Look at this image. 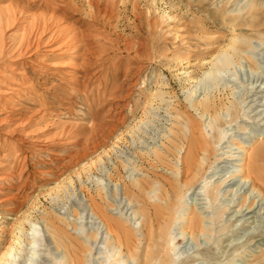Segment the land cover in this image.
I'll list each match as a JSON object with an SVG mask.
<instances>
[{
	"label": "rangeland",
	"instance_id": "1",
	"mask_svg": "<svg viewBox=\"0 0 264 264\" xmlns=\"http://www.w3.org/2000/svg\"><path fill=\"white\" fill-rule=\"evenodd\" d=\"M45 3L63 16L48 20V37L65 49L10 52L23 25L51 14ZM31 6L24 24L6 30L0 57L5 264H70L63 254L72 264H142L146 250L160 264H264V0ZM235 42L240 54L215 67ZM22 122L36 134L13 132ZM192 129L208 139L209 154L189 183H178L164 226L157 194ZM244 151L256 156L258 190L240 177ZM88 203L112 232L122 222L118 240ZM193 214L204 229L192 235ZM34 232L49 242L40 236L33 248Z\"/></svg>",
	"mask_w": 264,
	"mask_h": 264
},
{
	"label": "bare ground",
	"instance_id": "2",
	"mask_svg": "<svg viewBox=\"0 0 264 264\" xmlns=\"http://www.w3.org/2000/svg\"><path fill=\"white\" fill-rule=\"evenodd\" d=\"M35 1H39L40 2V0H14V2L12 3V5H7V6H4V7L3 6L0 7V57H2L3 55L5 56L4 53L6 52V50L4 49V44H5V36L4 35L6 33V30L10 29L11 27L15 26L16 24H18L20 22L23 23L25 21V14H26V12H28L30 10V8L32 7L31 5H33V3ZM45 7L46 8L49 7L50 8V11H51V14L48 16V18L42 16L41 19L38 18V19H36L34 21L31 20L34 23L31 25V27L29 29H27L28 27H26L25 25H23V28H21L22 30H21V34L19 36V39H17L16 43H14V44L11 45L10 52H12L13 54L16 55V54L22 53L21 51H24L25 53H29V52H31L34 49V52L32 54L28 55V57H30L33 54L35 55L39 51V48H41V46H43L45 49H48V51H52L51 54L54 53V52H56L59 49L64 48L63 46L56 47L57 45L54 44L55 43V41H54L55 39L52 38V37H48V33L50 32V30L53 29L52 25L48 22V20L50 21V20H54V19H59V18H61L63 16L57 14V12H59L58 11L59 9L52 7L51 5H49L47 3H45ZM59 20H61V19H59ZM64 24L65 23H63V25ZM54 30H55V28H54ZM69 30H67V31H69ZM18 31L20 32V30H18ZM78 37H80V36H78ZM73 38H75V37H73ZM59 42H60V40H59ZM56 43H58V42H56ZM72 44H71V46H72ZM74 45H76V44H74ZM229 47H230L229 49L225 50L223 53H221V54L218 55V57L216 58L215 65H214L215 67H218L219 65H227V64H230L233 61L234 57L237 54H240V52H239L240 51V46H239L238 43H236V42L235 43H232ZM67 49L69 50V48H67ZM71 49H72V47H71ZM82 50H83V48L81 49V51ZM42 52L43 51H41V53ZM58 53H60V52H58ZM43 54H44V52H43ZM41 55L42 54H40V56ZM44 55H42V56H44ZM19 56H17V57H19ZM84 59H86V58H84ZM212 102H214V101H212ZM204 103L205 104L202 103L201 106H204V108L206 109V111H208L210 113V111H211V102H209V100H207ZM214 106H215V104H214ZM213 108H215V107H213ZM26 125L27 124L24 123V122H22L21 124L14 125L15 127L13 129V132L14 131L21 130L22 131L21 134H24L25 133V135H30V136L35 135L36 133H34L31 130H28L27 129V132L25 131ZM24 126H25V129L22 128ZM75 130H72V131H69V132L72 133L73 131L75 132ZM197 132H198L197 130H193V129L190 130V135L192 136V138L189 141V144L187 146L183 145L182 148L179 150V153H180L179 156H180V158L179 159H176L175 170H172L173 176H171V180H167V181L162 182L161 188L158 191L157 199L159 201H161V205L164 208L163 219L165 220V222L163 223V225L164 224H167V221H166L167 218L173 220V217L171 216V213L173 211H171L169 209L172 208V205H174L173 202H172V200H174V197L177 196L178 183H184L185 185L187 183H189V180H191V178H193V176L198 173L199 167L201 166V160L202 159H200V156H203L204 157L205 155L208 156V154H209V150H208L209 141H207L208 139L207 140H203L202 138H199V136L196 137V135H198ZM242 154H243V158L241 160L243 162V165L241 166V169L239 170V174H240V177L242 179V182H247V183L250 182L252 188L253 189H257V179L258 178H261V174L257 171L258 168L256 166V159H255L256 156H253V157L247 156V152L246 151H244ZM172 177H173V179H172ZM87 206H88V208H89V210H90V212L92 214L91 216L93 218H96V220L99 222L100 225L106 226L105 228H106V232L108 234L107 236H110V237L113 238L114 233H115L118 236V237L116 236L117 237V240H118L119 239L118 233H119L120 230L122 232V229H123L122 228L123 227L122 222L115 221L113 223V225L115 224L114 225L115 226L114 228L116 229V231H115V229H113L114 231L112 232L111 226L107 222L103 221L101 219V217H99V215L94 211V209L90 205V203H88ZM153 209L156 210L155 208H153ZM159 209H161V208H159ZM161 212L162 211H160L159 214H161ZM148 213H149V210H148ZM156 214H158V212L155 213V215ZM159 214L155 216L156 217V220H154V221H156L158 223L163 220L162 218L159 217ZM193 215H194L193 219L192 218H188V220H187L188 230H189V232H187V233H191L192 235H193V233L201 232L204 229V225H203L204 222L200 218H198V216L196 214H193ZM164 226H162L160 224V227H159L160 228V231L163 232V233L166 232ZM142 227H143V225H142ZM148 230H150V229H148ZM158 231H159V229H158ZM160 231H159V233H160ZM34 233H36V232H34ZM182 233H185V232H182ZM37 236H38V239H36L37 238L36 237V238L33 239V241H31V243L33 244V248L35 247V245L39 244L37 242H39V238H40V236L42 238L43 234L42 235L41 234L40 235L37 234ZM41 238H40V241H42V242L43 241L44 242L45 241L47 242L49 240V238L46 237L45 235H44V237L42 239ZM40 245H41V243H40ZM10 248H12V247H10ZM10 252H11L10 249H8L4 253V255L0 258V264H5V260L4 259L10 254ZM32 254H33L32 257H34V252ZM134 256H133V254H131L129 252L128 258L133 259ZM63 258L66 260V263L72 264V262L69 261V257L66 254H63ZM143 258H144V260H143V263L142 264H160V263H158L160 261H157V258H156V261L154 259H152V256H151V254L149 253L148 250H146ZM29 261H30V264H35V263L32 262V259L29 260ZM153 261H155V262H153Z\"/></svg>",
	"mask_w": 264,
	"mask_h": 264
}]
</instances>
